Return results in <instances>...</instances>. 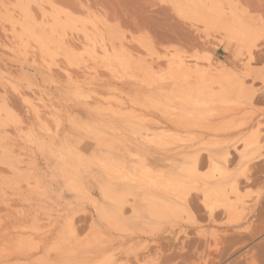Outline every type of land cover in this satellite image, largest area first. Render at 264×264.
<instances>
[{"label":"rangeland","instance_id":"1","mask_svg":"<svg viewBox=\"0 0 264 264\" xmlns=\"http://www.w3.org/2000/svg\"><path fill=\"white\" fill-rule=\"evenodd\" d=\"M262 17L264 0H0V264H57L76 250L91 260V247L126 236L103 206L136 199L147 214L148 201L121 185L132 164L126 149L135 150L141 134L137 125L110 127L113 115L158 133L170 125L173 147L183 146L178 136L193 143L192 132L204 131L195 142L204 152L222 136L225 105L264 113V45L253 46ZM222 68L240 74L242 88ZM167 76H177L178 86L156 95ZM179 165L191 169L190 161ZM203 213L201 204L195 219L184 212L175 233L162 236L185 238L207 225ZM61 235L70 238L59 252ZM45 238L49 249L21 253L27 241Z\"/></svg>","mask_w":264,"mask_h":264},{"label":"bare ground","instance_id":"2","mask_svg":"<svg viewBox=\"0 0 264 264\" xmlns=\"http://www.w3.org/2000/svg\"><path fill=\"white\" fill-rule=\"evenodd\" d=\"M263 27L262 17L254 29L255 49L264 45ZM182 62L172 61L171 64L175 66ZM220 72L222 76L233 78L242 88L240 74L228 68H222ZM177 78L165 77L156 88L153 87V92L158 96L164 95L172 82L178 86ZM249 95L253 99L259 96V92L249 91ZM234 103L240 105V101ZM37 113L39 116L38 111ZM220 118L222 136L202 152L195 142L207 137L204 131L192 132V140H196L193 143H185L187 139L178 136L177 139L183 146L173 147V143L169 141L171 132H174L170 125L165 124L160 128L162 132L158 133L151 127L132 122L128 117L113 115L109 121L110 127L116 122H123L131 127L137 125L135 133L141 134L142 139L136 144L137 148L126 149L132 164L128 165L130 168L126 167L127 170L124 169L121 185L127 194L147 200L150 209L145 208L147 214L140 211L136 199H126L119 205L115 204V209L103 206L101 213L104 218L124 224V241L91 247V260H85L87 256L77 250L78 254L75 251H66L68 253H61L57 264H264V239L253 243V240L264 234V225H259L260 222L264 223V191L255 190L260 186L264 189V134L261 131L264 113L251 111L249 114H242L239 107L225 105L220 112ZM245 126L252 129L247 133L240 132V136L231 137L237 130L247 129ZM185 161H190L191 164V169L187 171H183L179 165ZM149 163L153 166L148 165ZM218 163L222 167H216ZM205 164L210 165V172L201 173ZM112 186L111 191L115 189V185ZM105 193L109 196L107 190ZM87 196L91 197L82 195L79 199ZM109 197L116 200L113 195ZM199 203L205 212L203 214L207 225L196 226L190 235L186 233L190 237L193 234L195 237L192 239L186 238L187 236L184 238L185 233L181 235L184 239L180 237L172 240L167 236L174 232L173 227L183 218L184 212H191V218L195 219L194 210L200 208ZM133 233L137 235L133 236ZM141 233H150L151 240L144 239ZM162 233L168 234L164 237ZM70 234L74 235L73 232ZM69 238L70 236L64 238L65 242H58V245L57 241L54 242L57 251L63 250L61 247ZM111 238L114 240L115 237ZM49 242L46 238L39 242L27 241L24 243L27 247L24 249L27 250L21 253L32 258L39 250L49 249Z\"/></svg>","mask_w":264,"mask_h":264}]
</instances>
